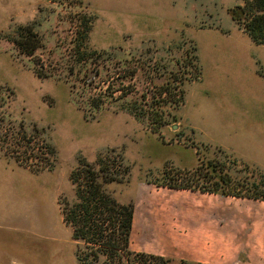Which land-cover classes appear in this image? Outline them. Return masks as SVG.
Wrapping results in <instances>:
<instances>
[{"label": "rangeland", "instance_id": "1", "mask_svg": "<svg viewBox=\"0 0 264 264\" xmlns=\"http://www.w3.org/2000/svg\"><path fill=\"white\" fill-rule=\"evenodd\" d=\"M238 3L50 0L32 56L12 42L19 25L0 23V264H76L62 202L78 163L109 148L130 166L110 188L134 202L131 249L264 262L263 200L154 184L211 158L264 171V45L232 18Z\"/></svg>", "mask_w": 264, "mask_h": 264}, {"label": "trees", "instance_id": "2", "mask_svg": "<svg viewBox=\"0 0 264 264\" xmlns=\"http://www.w3.org/2000/svg\"><path fill=\"white\" fill-rule=\"evenodd\" d=\"M231 13L253 42L264 44V0H243V3L231 9ZM33 25L32 22L19 26L18 36L12 40L22 53L29 56L41 45ZM37 74L41 76L40 72ZM198 75L199 68L194 78ZM184 96L185 91L182 89L174 104L184 103ZM91 106L96 110L102 108L98 103H92ZM129 110L140 119L146 117L134 108L130 107ZM159 123L163 124L162 121ZM231 162L240 164L234 160ZM227 164V160L223 162L211 158L200 162L186 176L179 171L168 174L164 181L154 184L264 201V171L258 169L252 176L238 177ZM241 164L247 166L246 163ZM129 173L130 166L115 148L105 150L94 162L81 160L72 171L71 180L76 187V197L73 201L62 202V213L76 242V264H147L149 260H154L153 264H190L183 259L131 249L134 202L119 200L110 188L114 182L127 181L125 178Z\"/></svg>", "mask_w": 264, "mask_h": 264}, {"label": "crops", "instance_id": "3", "mask_svg": "<svg viewBox=\"0 0 264 264\" xmlns=\"http://www.w3.org/2000/svg\"><path fill=\"white\" fill-rule=\"evenodd\" d=\"M49 3L50 0H0V23L3 27H10L13 24L23 26L32 23L44 10L42 7L46 4L49 5ZM177 252L180 254V251ZM235 261L244 262L241 260ZM255 262L264 264L262 260L259 262L258 259H255Z\"/></svg>", "mask_w": 264, "mask_h": 264}]
</instances>
